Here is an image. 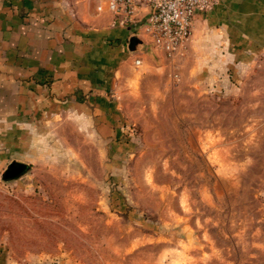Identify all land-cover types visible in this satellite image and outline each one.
<instances>
[{
    "label": "rangeland",
    "instance_id": "rangeland-1",
    "mask_svg": "<svg viewBox=\"0 0 264 264\" xmlns=\"http://www.w3.org/2000/svg\"><path fill=\"white\" fill-rule=\"evenodd\" d=\"M159 50L110 87L116 139L61 114L0 158L6 264H264V75Z\"/></svg>",
    "mask_w": 264,
    "mask_h": 264
},
{
    "label": "crops",
    "instance_id": "crops-1",
    "mask_svg": "<svg viewBox=\"0 0 264 264\" xmlns=\"http://www.w3.org/2000/svg\"><path fill=\"white\" fill-rule=\"evenodd\" d=\"M145 15L141 9L123 23L105 0H0V158L26 147L29 135L61 114L116 139L119 107L109 91L132 64L129 40L136 36L135 45L147 49L137 66L160 51L144 31ZM206 47L229 78L264 75V0H217L198 13L181 55L202 59Z\"/></svg>",
    "mask_w": 264,
    "mask_h": 264
},
{
    "label": "built area",
    "instance_id": "built-area-1",
    "mask_svg": "<svg viewBox=\"0 0 264 264\" xmlns=\"http://www.w3.org/2000/svg\"><path fill=\"white\" fill-rule=\"evenodd\" d=\"M109 11L123 23L135 20L146 9L144 31L164 54L173 58L181 53L192 33L195 16L212 8L217 0H105ZM140 61H135L138 64Z\"/></svg>",
    "mask_w": 264,
    "mask_h": 264
},
{
    "label": "water",
    "instance_id": "water-1",
    "mask_svg": "<svg viewBox=\"0 0 264 264\" xmlns=\"http://www.w3.org/2000/svg\"><path fill=\"white\" fill-rule=\"evenodd\" d=\"M138 41L139 40H138V38L136 36H132L130 38V40H129V47H130V49H133L134 46H135V44L138 43ZM15 168H17V170ZM23 168H24V165L23 164H20L19 162H12L7 167L6 171L3 173V177L5 178V177L10 176L11 175V174H9L10 172L13 173V174L14 173L15 174H19L22 171ZM12 169H14L16 171H11ZM13 174L11 175V177L16 176V175H13Z\"/></svg>",
    "mask_w": 264,
    "mask_h": 264
},
{
    "label": "flooded vegetation",
    "instance_id": "flooded-vegetation-1",
    "mask_svg": "<svg viewBox=\"0 0 264 264\" xmlns=\"http://www.w3.org/2000/svg\"><path fill=\"white\" fill-rule=\"evenodd\" d=\"M15 169L17 170V168H15ZM16 170L12 169L11 171H16ZM9 174L12 175L13 173L10 172ZM11 175H10V177H11ZM13 175H16V176H17L18 174H15V173H14Z\"/></svg>",
    "mask_w": 264,
    "mask_h": 264
}]
</instances>
